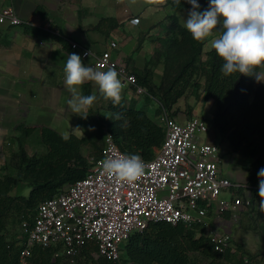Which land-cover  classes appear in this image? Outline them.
Masks as SVG:
<instances>
[{
	"label": "trees",
	"instance_id": "1",
	"mask_svg": "<svg viewBox=\"0 0 264 264\" xmlns=\"http://www.w3.org/2000/svg\"><path fill=\"white\" fill-rule=\"evenodd\" d=\"M169 3L174 14L159 26L166 33L154 40V54L146 68L133 74L138 84L158 100L160 107L157 114L161 113L162 108L172 110L190 92L199 98L201 90L206 100H215V129L230 142L236 153L254 159L247 183L252 188L253 202L258 196V172L264 169V82L238 72L224 75L221 71L224 61L214 49L207 52L203 60L204 41L194 40L178 17V13L190 11L192 5L187 0H180L179 7L173 0ZM197 3L200 5L199 11L203 12L209 7L210 0H197ZM37 14L46 18L41 9ZM120 27L121 24L115 19L106 18L92 29L109 35L110 31ZM27 31L52 38L64 50L73 53L67 41L56 36L51 29L27 26ZM213 31L217 32L216 29ZM140 48L141 41L138 50ZM160 63L164 65V72L161 85L157 87L153 83V76ZM263 69L256 68L254 72L261 75ZM202 79L205 80L204 85L200 84ZM90 94L91 86L85 83L83 95ZM101 100L111 116L92 121L97 129L96 141L76 135H71L65 141L55 130L40 128L46 152L30 156L25 149H21L17 155L18 175H6L0 179V264H21L24 246L9 237V226L14 222L32 223L41 203L88 175L93 165L84 155V148L89 147L94 151L95 160L103 156V147L98 139L102 126L107 127L121 151L127 155H140L144 160L152 159L155 149L164 142V128L150 118L145 109H138L135 100L122 98L120 105L115 106L111 100L103 97ZM146 100L149 103L152 99L146 97ZM88 111L92 114L93 106ZM117 114L120 119L116 118ZM18 130L30 136L37 128L20 126ZM22 182L28 184L31 190L29 195L13 196V188ZM123 249V264H253L250 256L245 258L248 254L240 246H237L235 253L228 250L220 254L209 235H198V227L183 223H152L145 231L133 234ZM94 252L95 249L86 250L78 264H110L103 258H93ZM53 255L52 248L36 247L28 258V264H61L53 260Z\"/></svg>",
	"mask_w": 264,
	"mask_h": 264
},
{
	"label": "crops",
	"instance_id": "2",
	"mask_svg": "<svg viewBox=\"0 0 264 264\" xmlns=\"http://www.w3.org/2000/svg\"><path fill=\"white\" fill-rule=\"evenodd\" d=\"M169 1L0 0V8H12L25 22L21 26L0 25V179L6 175H18L17 155L21 149H25L30 156L46 152L40 128L55 130L60 135L67 133L69 137L87 136L96 141L97 129L92 121L111 116L93 82H86L90 84L92 93L95 91L97 95L93 113L88 111L87 119H83L71 111L67 103L71 93L64 83L63 71L70 53L52 38L28 32L27 26L51 29L69 45L77 43L80 51L89 50L93 54H101L115 42L118 47L112 50L114 59L126 65L130 72L140 73L154 54V40L166 33L159 26L174 14ZM38 9L44 12L46 18L37 14ZM188 12L178 13L182 25V19L188 18ZM106 18L115 19L121 27L110 31L109 35L92 29ZM218 35V31L214 32V36L204 40L203 60L206 59V53L213 49L211 40ZM140 41L141 48L138 50ZM80 51L72 52L81 56ZM82 63L95 68L93 56L82 59ZM163 72L164 65L160 63L153 76V83L157 87L161 85ZM200 84L204 85L205 80L202 79ZM83 85L79 87L82 95ZM121 96L127 101L135 100L138 109H145V105L150 104L147 100L143 101L142 97L137 98L130 87L124 86ZM140 103H144V107ZM216 108L215 100H206L204 92L200 90L199 98L194 92L188 94L179 100L172 111L180 123L198 116L211 125L209 134L202 136L203 142L218 147L222 175L233 183L245 186L235 192V197L251 198L252 188L247 183L254 159L236 153L230 142L215 129ZM20 126L37 130L26 136L18 130ZM26 191L30 193L31 190L27 183L22 182L13 188L11 194L27 197L29 193L26 194ZM229 196L232 198L231 194L225 193L222 198ZM263 229L264 212L260 210V198L257 196L250 207L241 211L236 224L231 222V214L220 215L217 204H214L207 217L205 230L207 233L230 232L234 243L248 254L245 258L250 256L253 264H264Z\"/></svg>",
	"mask_w": 264,
	"mask_h": 264
},
{
	"label": "built area",
	"instance_id": "3",
	"mask_svg": "<svg viewBox=\"0 0 264 264\" xmlns=\"http://www.w3.org/2000/svg\"><path fill=\"white\" fill-rule=\"evenodd\" d=\"M24 23L12 8H0V25ZM70 45L80 51L77 43ZM117 47L112 42L101 54L89 50L80 54L82 59L93 56L97 70L117 71L124 86L132 88L136 97L153 98L128 67L114 59L112 50ZM158 119L165 130L164 142L155 149L152 159H142L146 164L144 175L132 184L103 172L101 161L127 155L105 126L103 156L91 160L93 166L88 175L41 203L32 223L21 224L24 235L21 264H28L36 247L52 248L53 260L61 264H78L85 251L92 249L95 259L123 264V247L133 234L157 222L206 226L214 204L220 215L229 213L233 224L239 222L241 211L250 207L252 201L249 197H235V192L245 186L222 175L218 147L203 142L202 136L211 130L207 122L194 116L180 123L174 112L166 108H162ZM225 193L232 195L230 202L222 198ZM208 235L218 253L237 252L230 232L213 231Z\"/></svg>",
	"mask_w": 264,
	"mask_h": 264
},
{
	"label": "clouds",
	"instance_id": "4",
	"mask_svg": "<svg viewBox=\"0 0 264 264\" xmlns=\"http://www.w3.org/2000/svg\"><path fill=\"white\" fill-rule=\"evenodd\" d=\"M187 2L192 8L188 18L182 19L183 27L194 40L199 42L214 36V29L219 33L211 40V46L224 61L222 73L227 76L238 72L264 82V78L254 72L256 68H264V0H210L203 12L199 11L197 0ZM173 3L179 7L180 0ZM63 71L64 83L71 93L67 103L74 114L87 119L88 109L97 99L95 91L86 96L80 93L79 87L86 82H93L105 100H111L114 106L120 105L124 84L114 69L105 72L85 66L80 55L71 53ZM116 118L121 117L117 114ZM62 138L67 141L69 135L64 133ZM101 167L107 176L132 184L144 175L146 164L140 155L134 154L110 156L101 161ZM258 177L260 210L264 212V169L259 170Z\"/></svg>",
	"mask_w": 264,
	"mask_h": 264
},
{
	"label": "rangeland",
	"instance_id": "5",
	"mask_svg": "<svg viewBox=\"0 0 264 264\" xmlns=\"http://www.w3.org/2000/svg\"><path fill=\"white\" fill-rule=\"evenodd\" d=\"M261 77L264 78V69L263 71L261 72ZM191 94V92L189 93ZM139 98V97H137ZM143 98V97H142ZM152 102H150V104L148 105H145L144 107V103H140L141 104V107H144L148 113V115L150 116V118L152 119H157L156 121L159 123V119L157 118V116H159L158 113V110H159V107H160V104L158 102V100L156 98H151ZM146 100V97L143 98V101ZM137 106H138V103H137ZM207 124L210 126V129H211V125L207 122ZM105 126H102L100 131H99V134H98V139H99V144L101 145L102 144V152H104V136H105ZM83 153L85 156L88 157V159L91 160L94 159V151L91 149V148H84L83 149ZM26 194L29 193V191H26L25 192ZM226 201L230 202V200L232 199L231 196L229 197H226L225 198ZM206 229V226H198V235H208L207 231L205 230ZM8 234H9V237L16 241V242H19V243H23L24 241V235L22 233V229H21V223H12L10 226H9V230H8ZM196 259H200V257H195Z\"/></svg>",
	"mask_w": 264,
	"mask_h": 264
}]
</instances>
